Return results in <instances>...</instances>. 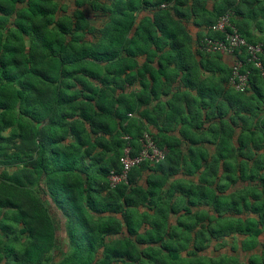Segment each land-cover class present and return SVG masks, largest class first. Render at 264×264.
<instances>
[{
    "label": "trees",
    "instance_id": "1",
    "mask_svg": "<svg viewBox=\"0 0 264 264\" xmlns=\"http://www.w3.org/2000/svg\"><path fill=\"white\" fill-rule=\"evenodd\" d=\"M62 2L0 0V264H264V0ZM226 12L244 91L199 49ZM145 132L164 158L110 186Z\"/></svg>",
    "mask_w": 264,
    "mask_h": 264
},
{
    "label": "built area",
    "instance_id": "2",
    "mask_svg": "<svg viewBox=\"0 0 264 264\" xmlns=\"http://www.w3.org/2000/svg\"><path fill=\"white\" fill-rule=\"evenodd\" d=\"M164 6V5H162ZM232 12H226L218 17L216 22L210 26V29L215 32L223 34L222 38L203 37L199 43V49L205 52H229L234 55L235 50L244 48L248 54V59L253 61L257 67H261L260 61H258L257 54L261 51V47L258 44L248 43L237 31L236 27L231 23ZM235 57V55H234ZM242 60L234 58L231 65V75L229 77V83L237 91H244L248 81V71H242ZM127 144L123 149L122 154L119 157V162L122 165V173L117 175L111 173L109 176L110 186H115L117 182L125 179V174L132 167L137 166L143 161H147L150 164L159 162L162 160L166 153V148H160L153 140L151 135L144 133L141 138V149L135 154L130 153V144L128 140L129 135H125Z\"/></svg>",
    "mask_w": 264,
    "mask_h": 264
},
{
    "label": "crops",
    "instance_id": "3",
    "mask_svg": "<svg viewBox=\"0 0 264 264\" xmlns=\"http://www.w3.org/2000/svg\"><path fill=\"white\" fill-rule=\"evenodd\" d=\"M144 14H145V12H141L138 17H141ZM256 22H257V19L256 20L255 19H251L250 20V29L253 31V33L258 34V32H256L257 29H258L256 27L257 26ZM188 29H189V32H190V34L192 36V43H191L192 49H195V47H196L195 36H196L197 31H198V28H196L193 25L189 24L188 25ZM218 53H219L218 56H214L213 54L208 56V59L210 61L209 66L213 67L215 61L217 62L218 65H221V64H223V65L225 64V65H228V66L232 65V63L234 61V55L232 53H229V52H218ZM199 58H200V56H196L197 60ZM169 67L171 68L172 66H169ZM183 73L180 72V76L177 79H180V77L183 76ZM193 73L195 74V77L193 76L195 78V81H194V83L192 82V86H190V87L186 86V85H184L183 82L177 80V82L175 83V88H177L181 92L182 91L183 92L184 91H190L193 95H196V93L198 92L199 89L202 90V89L210 88V86L212 87L215 84V81H216L215 78L219 74V73H216V72L203 70V69H200V70L194 69ZM205 80H206V86L203 85V82ZM166 99H168V96L161 95L160 98L158 99V101L163 102ZM149 129L155 131V129L152 128V126H150ZM211 151H212V148H211Z\"/></svg>",
    "mask_w": 264,
    "mask_h": 264
},
{
    "label": "rangeland",
    "instance_id": "4",
    "mask_svg": "<svg viewBox=\"0 0 264 264\" xmlns=\"http://www.w3.org/2000/svg\"><path fill=\"white\" fill-rule=\"evenodd\" d=\"M74 8V0H63L62 4H61V9L59 10L60 14L66 13L69 14L73 11ZM88 11V8L85 9ZM90 16V13H87ZM97 21H95L96 23ZM97 25H99V23H97ZM55 218L57 219V217L55 216ZM171 222L175 221V218L172 217ZM58 228H63V230L60 231V236L58 238V242L57 245L55 247V251L54 253L56 254L55 256V260H57L60 256H61V252L64 251L67 248V237L66 234L64 233V227H62V223L58 220L57 223ZM61 251V252H60ZM60 252V253H59ZM209 254H214V251L212 250V248H209L207 251ZM206 253V252H204ZM208 253H206L208 255ZM243 255H241L242 257Z\"/></svg>",
    "mask_w": 264,
    "mask_h": 264
}]
</instances>
